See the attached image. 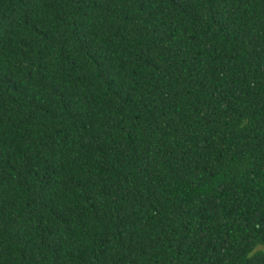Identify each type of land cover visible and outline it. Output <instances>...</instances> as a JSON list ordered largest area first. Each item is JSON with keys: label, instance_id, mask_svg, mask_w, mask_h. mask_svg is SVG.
<instances>
[{"label": "trees", "instance_id": "16d2710c", "mask_svg": "<svg viewBox=\"0 0 264 264\" xmlns=\"http://www.w3.org/2000/svg\"><path fill=\"white\" fill-rule=\"evenodd\" d=\"M0 264H264V0H0Z\"/></svg>", "mask_w": 264, "mask_h": 264}]
</instances>
